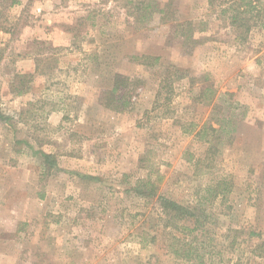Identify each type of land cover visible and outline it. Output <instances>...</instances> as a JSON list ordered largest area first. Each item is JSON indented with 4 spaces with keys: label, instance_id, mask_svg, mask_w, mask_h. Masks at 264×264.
I'll return each instance as SVG.
<instances>
[{
    "label": "rangeland",
    "instance_id": "374dc122",
    "mask_svg": "<svg viewBox=\"0 0 264 264\" xmlns=\"http://www.w3.org/2000/svg\"><path fill=\"white\" fill-rule=\"evenodd\" d=\"M11 1L0 264H264V0Z\"/></svg>",
    "mask_w": 264,
    "mask_h": 264
},
{
    "label": "trees",
    "instance_id": "16d2710c",
    "mask_svg": "<svg viewBox=\"0 0 264 264\" xmlns=\"http://www.w3.org/2000/svg\"><path fill=\"white\" fill-rule=\"evenodd\" d=\"M16 2H17V0H12L11 1V3H16ZM157 8L158 7L156 6V9ZM157 10L163 14V18H166V15H167L166 14V12H167L166 11V8L157 9ZM187 31L188 32H191L190 30H187ZM182 34L185 36L184 37L185 40L191 38V35H188V34H186L184 32ZM194 42L197 43L198 40L194 38ZM156 59H158V57ZM124 79L125 78L123 76L117 74L116 75V78H115L114 86L111 89V94L112 95H116L115 98L117 100H120V99H119L118 95L115 94V93L119 90L120 87L126 86V82H124ZM0 115L2 117V114L1 113H0ZM140 182H142L141 186L140 187L137 186L135 188V190L138 191L141 195H143V196H145L147 198H153V197H155L157 195V193H156V187H155L154 183H152L150 180L149 181H140ZM142 185H144V186L142 187ZM158 197L161 200V206L163 207V211H164V213L167 216H168V214L171 215V212H175V216H181V214L184 213L183 212L184 211L183 208L181 206H178L176 204V202L168 199L167 197H164L163 195H160Z\"/></svg>",
    "mask_w": 264,
    "mask_h": 264
}]
</instances>
